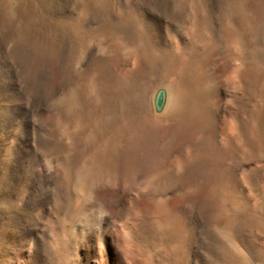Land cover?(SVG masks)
<instances>
[{"label": "rangeland", "instance_id": "374dc122", "mask_svg": "<svg viewBox=\"0 0 264 264\" xmlns=\"http://www.w3.org/2000/svg\"><path fill=\"white\" fill-rule=\"evenodd\" d=\"M0 264H264V0H0Z\"/></svg>", "mask_w": 264, "mask_h": 264}, {"label": "bare ground", "instance_id": "6f19581e", "mask_svg": "<svg viewBox=\"0 0 264 264\" xmlns=\"http://www.w3.org/2000/svg\"><path fill=\"white\" fill-rule=\"evenodd\" d=\"M135 131H136V140L134 142V145H131V147L129 148V151H128L129 153H128V155L126 156V158L123 161H128L129 159H131V157H134L137 154L139 155L140 151H142V150L145 151L146 154L148 153V155H151L152 153H154V150L151 149V147H147L146 148L145 143H146V141L148 139L147 138L148 137L147 136L148 133H147L146 129L145 130L144 129H136Z\"/></svg>", "mask_w": 264, "mask_h": 264}, {"label": "water", "instance_id": "95a60500", "mask_svg": "<svg viewBox=\"0 0 264 264\" xmlns=\"http://www.w3.org/2000/svg\"><path fill=\"white\" fill-rule=\"evenodd\" d=\"M165 104V91L164 89L158 90L154 98V107L156 112H161Z\"/></svg>", "mask_w": 264, "mask_h": 264}]
</instances>
